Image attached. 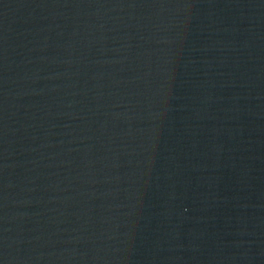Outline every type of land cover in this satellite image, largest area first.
<instances>
[{
	"label": "water",
	"instance_id": "95a60500",
	"mask_svg": "<svg viewBox=\"0 0 264 264\" xmlns=\"http://www.w3.org/2000/svg\"><path fill=\"white\" fill-rule=\"evenodd\" d=\"M0 264H264V0H0Z\"/></svg>",
	"mask_w": 264,
	"mask_h": 264
}]
</instances>
